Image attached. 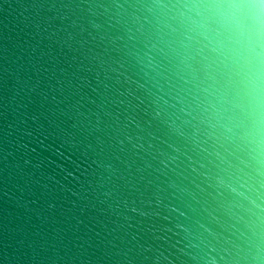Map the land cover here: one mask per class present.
Segmentation results:
<instances>
[{"label": "water", "instance_id": "95a60500", "mask_svg": "<svg viewBox=\"0 0 264 264\" xmlns=\"http://www.w3.org/2000/svg\"><path fill=\"white\" fill-rule=\"evenodd\" d=\"M0 264H264L253 0H0Z\"/></svg>", "mask_w": 264, "mask_h": 264}, {"label": "clouds", "instance_id": "9594fccd", "mask_svg": "<svg viewBox=\"0 0 264 264\" xmlns=\"http://www.w3.org/2000/svg\"><path fill=\"white\" fill-rule=\"evenodd\" d=\"M256 9L257 23L264 24V0H253Z\"/></svg>", "mask_w": 264, "mask_h": 264}]
</instances>
